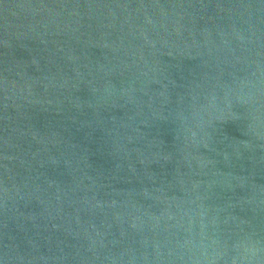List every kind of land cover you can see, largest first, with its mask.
I'll return each instance as SVG.
<instances>
[{"label":"water","instance_id":"95a60500","mask_svg":"<svg viewBox=\"0 0 264 264\" xmlns=\"http://www.w3.org/2000/svg\"><path fill=\"white\" fill-rule=\"evenodd\" d=\"M0 264H264V0H0Z\"/></svg>","mask_w":264,"mask_h":264}]
</instances>
